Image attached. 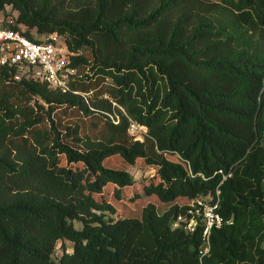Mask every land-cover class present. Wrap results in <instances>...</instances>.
<instances>
[{
	"label": "trees",
	"instance_id": "1",
	"mask_svg": "<svg viewBox=\"0 0 264 264\" xmlns=\"http://www.w3.org/2000/svg\"><path fill=\"white\" fill-rule=\"evenodd\" d=\"M5 5L29 36L31 28L64 36L77 52L72 88L90 95L0 73V264H199L201 227L190 233L171 221L216 188L232 222L213 228L203 264H264V0ZM59 107L96 118L98 134L56 122ZM114 154L156 166L155 181L132 199L171 203L109 214L103 187L112 182L120 199L135 182L105 163ZM64 239L72 250L54 258Z\"/></svg>",
	"mask_w": 264,
	"mask_h": 264
},
{
	"label": "built area",
	"instance_id": "2",
	"mask_svg": "<svg viewBox=\"0 0 264 264\" xmlns=\"http://www.w3.org/2000/svg\"><path fill=\"white\" fill-rule=\"evenodd\" d=\"M0 13V73L6 71L16 80L34 79L52 88L80 93L88 102L85 92L72 88L77 74L72 56L77 52L68 47L64 36L57 31L39 33L35 28L29 30V36L25 25H11L15 23L16 14L6 12L5 7L0 8ZM129 131L136 138H142L145 127L131 121ZM231 222L232 218L220 210L219 189L216 188L214 193L192 197L185 210L173 217L171 227L190 233L201 227L198 259L199 264H203L202 259L210 249L213 228Z\"/></svg>",
	"mask_w": 264,
	"mask_h": 264
},
{
	"label": "rangeland",
	"instance_id": "3",
	"mask_svg": "<svg viewBox=\"0 0 264 264\" xmlns=\"http://www.w3.org/2000/svg\"><path fill=\"white\" fill-rule=\"evenodd\" d=\"M6 12H10L13 16L16 14L15 10H11L9 5H5ZM1 14V13H0ZM89 93L87 95V98H89ZM56 122H60L61 124H72L75 125L76 123L79 124L80 132L83 134H89L90 136H94L98 134V131L100 130V123L93 124L96 118L92 116L85 115L82 111H80L78 108H67V107H59L56 110V113H53ZM143 133L142 138L145 135V132ZM172 158H175V156H170ZM62 163H64V160H61ZM105 163L107 165H111L114 167H122L126 168L134 177L135 182L133 184L127 185L125 190V196L117 199L114 196L113 188L114 184L112 182L107 183L103 187V191L105 195L108 196L111 203L115 207V211L111 214L113 217H124V216H139L141 213V209L143 205L147 201H153L157 204L158 211L165 209L171 202L170 201H162L159 199V197L156 194H150V195H141L139 197H136L132 199V196L134 192L141 191V184L144 181L153 180L155 181L154 172L156 169L155 165L148 164L145 162V160L142 157H138L136 159V162L134 164H129L126 161L122 159V157L118 154H114L110 157H107L105 159ZM99 196V194H98ZM187 199L185 197L180 199V196L177 197L174 201H179L180 203L185 202ZM75 226H80V222L77 220L73 221ZM63 248H65L67 251L72 250V241L68 239H64L63 241L59 240L57 248L55 249L53 253L54 258H58V256L61 254Z\"/></svg>",
	"mask_w": 264,
	"mask_h": 264
}]
</instances>
